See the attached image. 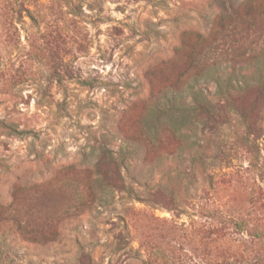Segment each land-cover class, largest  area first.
<instances>
[{
  "label": "rangeland",
  "instance_id": "rangeland-1",
  "mask_svg": "<svg viewBox=\"0 0 264 264\" xmlns=\"http://www.w3.org/2000/svg\"><path fill=\"white\" fill-rule=\"evenodd\" d=\"M261 81L264 0H0V264H264Z\"/></svg>",
  "mask_w": 264,
  "mask_h": 264
},
{
  "label": "trees",
  "instance_id": "trees-1",
  "mask_svg": "<svg viewBox=\"0 0 264 264\" xmlns=\"http://www.w3.org/2000/svg\"><path fill=\"white\" fill-rule=\"evenodd\" d=\"M232 14V13H231ZM235 14V13H233ZM195 74H193L192 76H194ZM254 89H257L259 91H264V81L258 82L256 83V85H252ZM230 98V95H227L224 102H228ZM191 109V114L192 116H205L208 119H214L217 117V110L216 107H214L213 105H211L209 102H205V103H200V104H196L195 107L190 108ZM221 114V113H220ZM219 114V115H220ZM226 118V117H225Z\"/></svg>",
  "mask_w": 264,
  "mask_h": 264
}]
</instances>
